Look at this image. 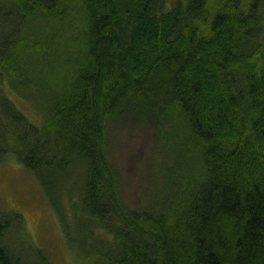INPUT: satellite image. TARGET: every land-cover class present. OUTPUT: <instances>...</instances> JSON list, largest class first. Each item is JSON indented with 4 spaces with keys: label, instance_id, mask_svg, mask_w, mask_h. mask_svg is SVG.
Masks as SVG:
<instances>
[{
    "label": "trees",
    "instance_id": "16d2710c",
    "mask_svg": "<svg viewBox=\"0 0 264 264\" xmlns=\"http://www.w3.org/2000/svg\"><path fill=\"white\" fill-rule=\"evenodd\" d=\"M129 121L160 147L142 207L111 153ZM9 155L92 264H264V0H0ZM26 240L0 205V264H50Z\"/></svg>",
    "mask_w": 264,
    "mask_h": 264
},
{
    "label": "rangeland",
    "instance_id": "374dc122",
    "mask_svg": "<svg viewBox=\"0 0 264 264\" xmlns=\"http://www.w3.org/2000/svg\"><path fill=\"white\" fill-rule=\"evenodd\" d=\"M4 87L22 111L35 124L42 125L43 115L47 113V103L40 97L42 93L19 94L8 83ZM154 133V128L132 121L119 125L113 133L111 153L124 171L126 196L135 207L146 203V184L160 160L157 156L160 147ZM0 205L6 211L22 214L25 240L44 252L50 264H92L83 259L79 247L71 243L70 233L33 173L12 155L0 163ZM71 222L75 228L79 225L75 217ZM75 228H71L74 233ZM11 242L18 243L17 238L12 236Z\"/></svg>",
    "mask_w": 264,
    "mask_h": 264
}]
</instances>
